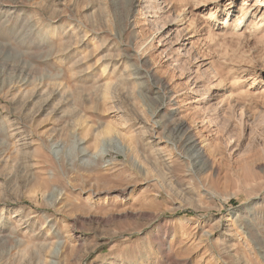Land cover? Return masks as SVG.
<instances>
[{"label":"rangeland","instance_id":"1","mask_svg":"<svg viewBox=\"0 0 264 264\" xmlns=\"http://www.w3.org/2000/svg\"><path fill=\"white\" fill-rule=\"evenodd\" d=\"M133 1L0 0V264H264V30L206 0L190 44L180 0ZM173 117L221 153L184 159Z\"/></svg>","mask_w":264,"mask_h":264},{"label":"bare ground","instance_id":"2","mask_svg":"<svg viewBox=\"0 0 264 264\" xmlns=\"http://www.w3.org/2000/svg\"><path fill=\"white\" fill-rule=\"evenodd\" d=\"M171 1H173V0H171ZM248 1L249 0H244L243 3H242V5H240V6H238L236 8V11H234V14L233 15L230 13L231 4H229V6L224 10V12H222L223 17L220 20H217L216 18H214L215 19L214 20L215 21L214 23H220V26L222 25L224 28H226V30H228L229 27H225V25H227V23H229V20H230V23H232V22L234 23V27H232V30H231V32H233L232 34L237 35V36H243L246 33H249L250 34V37H253L255 39L256 36H257V34H260L264 30V1L262 0L263 3H260V4L258 2L254 3V4H250ZM135 3H136V0L133 1L132 5H135ZM206 3H207L206 0H199V1L198 0H195V5L197 7H195L194 9H192L190 7L187 10V7L189 6V2L188 1H184V0H180L179 1L180 6H179L178 9L177 8L175 9L174 13L171 12V11H173V8H175V6H173L172 8H168L166 10V12L169 13V18L171 19V23H173L172 24L173 27H176L177 29H179V27L182 28L181 31H180V33H178V36L184 37V39L186 41H189L190 44H192L191 41L195 37L196 34H197V36H201L202 35V34L200 35L201 32L199 33V31H195V29L197 28V26H196V19H194L195 16H194V18H192L193 15H195V14H193L194 13L193 11H195L197 9L201 10L202 7H204L206 5ZM172 5H173V2H172ZM160 10H161V8H160ZM188 14L191 15L190 18H188ZM208 15H209L208 18H205L206 20L207 19H211V18L213 19L214 14L212 12H210ZM188 23L191 24V26L194 25L193 28H191V26ZM250 27H252V28L250 29ZM218 28L221 31L223 29V28L221 29V27H218ZM244 29H245V31H243ZM248 29H250L249 32H248ZM177 31H179V30H177ZM209 33L210 34H214L213 31H211V30H210ZM225 33H227V32H225ZM262 36L264 38V34ZM72 37H73V35H72ZM84 39H85V37H84ZM154 41L155 40H153V43H154ZM153 43L151 44V46L153 45ZM128 68L129 67H127V71H128ZM124 71H126V70H124ZM140 71H141V69H139V67H138V69H137L136 72L139 74ZM116 72H117V64L107 63V64H105L102 67L103 77H107V78L110 79L112 77V75L115 74ZM155 72H157L156 69H155V71L145 70L144 73L141 74V75H144V78L148 82V85L149 84L150 85L153 84L154 86H157L158 89L160 91H163L164 94H165L166 90L168 89L167 88V85L163 82L162 79H159L157 77V75H156ZM116 75H118V74H116ZM125 75H126V73H125ZM133 75H135V74H133ZM215 75H216V73H215ZM137 78H138V76H136V80H137ZM109 81L106 83V86H105L104 99L106 101H109L111 103H114L117 100V97L111 95L110 88H111L112 85H111V80H109ZM135 85L138 86L139 85V82H138V84L135 82ZM206 101H207L206 99L205 100H202L203 103H205ZM191 103L190 102H187L184 106L187 107L188 105H191ZM235 103H237V104H234V105H239L240 104V102H237L236 99H235ZM164 105H165L164 102L162 104H160V108H162ZM240 107H242V106H240ZM249 115H252V114H249ZM195 116H198V114L196 113ZM212 116H213V114H212ZM246 116H248V115H246ZM124 118H125V120H124ZM249 118H250V116H249ZM117 119H119L122 122L123 121H126V117L124 115H121V116L117 117ZM194 119H196V118H194ZM200 119H202V118H200ZM186 122L185 121H181L179 119H174V117H173V123H174L173 133L175 135H177L176 137L173 136L174 140H176L175 142H173V149H176L177 150L178 149L177 148L178 145L181 146L182 149L184 150V155L188 156V158H184V159H186V160L189 159L190 160V157H191L190 154H191L193 157H195L194 160L196 161V163L197 162L198 163H201V164L203 163V166H206L207 163L210 162V160H211L210 155L217 156V155H219L221 153V151L223 150L222 143L217 138L214 139V138H208L207 137V138H204L203 140H201V139L199 140L198 138H197L198 140L197 139H193V136H191V133H192L191 132V128L193 126L191 127ZM143 123H144V126H145L146 125L145 124V121H142V122L140 121L139 124H143ZM145 129H146V127H145ZM17 131H18V129H17ZM149 132L150 131H148V133ZM147 143H149V142H147ZM17 147H18V145H17ZM182 156L183 155H180L179 154V159ZM19 222H21V220ZM22 223H25V222H22ZM22 223H21V225H22ZM41 229H44V226ZM3 232L4 231L1 229L0 230V238L2 237V233ZM41 234L38 237H40ZM44 243L46 245L51 244L48 239H44ZM46 245H43V246L46 247Z\"/></svg>","mask_w":264,"mask_h":264}]
</instances>
